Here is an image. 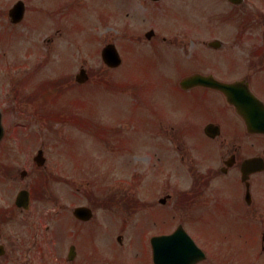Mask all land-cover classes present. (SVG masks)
Wrapping results in <instances>:
<instances>
[{
    "label": "rangeland",
    "instance_id": "obj_1",
    "mask_svg": "<svg viewBox=\"0 0 264 264\" xmlns=\"http://www.w3.org/2000/svg\"><path fill=\"white\" fill-rule=\"evenodd\" d=\"M15 1L0 0V107L8 110L6 107L8 106L9 92L24 77V73L28 68L31 70L29 77L34 76L32 84H28L30 87L41 83L38 78H45L42 69L45 70V75H57L58 80L65 81L66 85H68V75L71 77V82L76 85L74 75L78 73L80 67H84L90 77L89 82L86 84L88 87L86 85H84L85 87L76 85L78 87L77 93L74 91L76 88H74L67 93L62 92L55 99L56 102L54 101L55 103L50 108L59 117L51 122V129L47 127L49 122L45 118L39 120V122L36 121L33 128H31L37 132H29L27 130L29 122L26 118H24V122L19 123L17 121L21 120L22 117L16 121L12 115L8 116L7 114L8 125H11L9 135L16 141L18 150L27 152L29 149L38 146L40 139L44 141V148L49 152L48 169L54 173L62 174L64 179L54 186L53 194L61 198L64 203H62L64 210L68 215H70L73 205H86L92 199L95 201L97 212H103L104 208H107L108 211H113V216L118 218L117 210H121V203L105 204L103 200H98L100 198L96 199L95 195H104L105 191L107 193V191L117 189L118 191H126L128 197L132 195L140 199L146 193H149L146 190L151 177L146 175L152 174V167L147 159L138 165L136 164L142 161L144 155L148 152V143L161 141L159 138L160 133L157 131L158 121L155 125L153 124L155 119L159 117L161 120L162 117H174L176 115L172 111L171 101H176L180 93L175 87H172L167 77L174 75L173 69L175 68L185 70L190 66L188 63L191 62L192 52H201L198 41L205 33L206 28L209 33L206 34L207 36L203 38V41H209L212 39L211 36H217L226 45H229L228 41H231V37L238 31L241 20L246 18L258 20V18L264 17V0H245L243 4L235 8V11L232 10L231 5L225 3L223 5L220 0H175L177 4L184 7L185 16L180 20L162 15L153 19L140 16V12H144V10L138 7V4H142V1L146 2L147 0H123L125 6L119 5L121 0H26L27 7H35L36 10L35 16H27V20L34 22L31 28L37 31L41 23H44L43 27H45L43 28L45 30L44 34L40 31L41 35L37 32L32 35L28 30L30 25L27 22H23L21 26L17 27V32L11 30L7 11ZM62 2L65 6L61 5ZM172 2L173 0H161L158 5L166 3L169 7ZM126 4L128 5L127 11H125ZM66 6L69 7L68 10ZM155 6L157 7V5ZM151 10L155 15L159 14L158 9L152 8ZM58 12H64L61 22L57 17L60 14ZM232 12L237 15L234 19H231L230 16ZM50 14L57 21L55 25H52L53 20H47L46 22V17ZM202 21H205L206 26ZM52 29L59 32V37H57L59 40L55 41V37H52L54 43L50 49L55 46L57 48L47 50L43 62L40 48L35 50L31 47L30 50L35 52L30 53L28 48L35 41H38L41 49H48L45 41L50 38V35H53ZM149 29H154L157 34L158 32L162 33L161 31L175 30V35L180 40L179 43L185 41L184 46L186 47L189 46V41L182 36V31L186 33V30H188L189 35L186 34L192 42L188 54H182L177 49L173 50L172 48L177 47V43L170 44L168 49L162 47H157L154 50L141 48L143 46L148 47L144 39V33ZM30 30L34 33L32 29ZM11 34H14V36H11ZM128 39L126 45L125 42ZM134 41L140 45L139 48ZM110 42L118 44L117 49L123 58V63L118 70L107 69L100 58L101 47ZM202 50L204 51V49ZM37 54H39V57ZM47 63L49 64L46 65ZM19 109L22 112L26 111L25 107ZM61 111L67 115L72 114L75 118L74 122L79 128L72 124L67 125L70 120L66 119L67 116L64 117ZM94 128H97V132L101 131V134H98L99 136L94 134ZM53 134L54 136H52ZM101 135L102 137H100ZM190 137L184 135L182 142L185 145H187L186 143L191 145L192 140ZM195 137L203 150L210 149V143L205 141L200 133L196 134ZM5 140L10 144H14L10 138ZM8 149V145L3 142L0 148V161L1 167L4 169L9 166L8 159L5 157ZM193 154L196 156L197 166L202 170L205 169L206 164L214 165L215 163L201 159L195 151H193ZM116 157H119L118 160ZM152 162L158 163L155 158ZM167 164L165 160L162 162L165 167H167ZM175 164L173 173L177 175L176 177L181 181V185L173 181L171 183L172 187L167 191H177L175 189L181 188L184 190L189 187V182L185 180L182 171L183 165L178 160ZM136 166L137 170L135 171ZM121 174H134L133 177L143 174L145 177L140 184L131 186L126 185L123 180L126 176ZM163 178L157 176V180L162 181ZM161 181L159 183H162ZM60 186L63 187V193ZM7 188L0 186V207L11 204L6 193H13L14 190L10 191ZM161 188L162 186L153 189L151 197L154 198L156 195L160 197L163 193ZM143 189L144 192L140 193ZM150 189L152 188L150 187ZM116 193V195H119L118 192ZM72 194H74V198ZM7 195L12 197L11 193H7ZM107 205L116 207L110 209ZM206 206L194 207L199 210ZM49 208V204H43L33 216L38 227L44 230V237L47 240H52L43 246L42 258H35L34 261H31L26 255L12 256L13 263L56 264L52 258L57 260L59 258L58 254H54L51 258V255L57 251L53 249L55 219L51 216L50 220L44 218V213ZM194 210L196 209L184 213L183 218L189 221L191 218L188 215H191ZM140 213L136 215L137 218H139ZM162 213L163 210L161 209L158 212V217H161ZM63 215L66 214L63 213ZM146 218L149 220L150 216H144V219ZM64 219L69 225L66 232L62 224L56 229V235L59 238L65 237V233L69 235L70 232H73L74 219L69 217L68 220L67 216ZM207 221L202 228L204 241L206 244H215L218 237L217 232L221 233L222 230L217 231L216 226L211 224L214 221L211 222L209 217H207ZM94 222L97 225L92 223L89 226L99 227L103 230L93 228L89 232L90 236L98 241L97 247L86 244V247L83 248L85 250L87 248L91 249L92 255L97 248V256L103 254L110 259L114 257L117 264H120L122 259H124V264H153L149 236L152 232L155 234L161 233L160 231H164L169 227L166 222L162 221L155 226L141 224L137 227L135 224L136 219H132L129 230L126 227L121 233L123 235L122 245L124 251H120L121 254H116L117 252L112 246V244L117 246L114 243L118 235L115 232L112 233L115 229L114 221L110 225L112 228L107 231L104 220ZM46 225L49 228L48 231L44 229ZM133 228L136 229L132 232V235L130 230H133ZM79 230L82 231L83 229L80 227ZM9 231L25 237L23 235L24 229L16 224H11ZM78 238L79 240L82 239L79 234L77 241ZM75 240L70 234L66 238V243L70 244ZM57 242L59 245L60 242L58 240ZM117 247L119 248V246ZM60 249L62 250V247ZM35 254L36 251L31 256ZM105 256L103 259H105ZM58 264H61V262H58Z\"/></svg>",
    "mask_w": 264,
    "mask_h": 264
},
{
    "label": "flooded vegetation",
    "instance_id": "obj_2",
    "mask_svg": "<svg viewBox=\"0 0 264 264\" xmlns=\"http://www.w3.org/2000/svg\"><path fill=\"white\" fill-rule=\"evenodd\" d=\"M160 1L150 2L151 4L149 1H142V4H138V7L144 10V12H140V16L153 19L162 15L176 20H180L185 16L184 7L177 4L175 0L169 7L166 3L158 5ZM220 1L223 5L224 3L231 5L232 10L235 11V8L243 4L245 0H241L237 4L231 3L229 0ZM127 7L126 4L125 11H127ZM152 8L158 9L159 14L155 15L151 10ZM25 10V19L29 13L36 12V10L30 11L29 8ZM61 14L62 12L59 16ZM51 16V14L48 15L46 20ZM230 16L231 19H234L237 15L232 12ZM195 20L197 21V19ZM22 22L23 20L18 24L11 25V27L19 26ZM202 23H205V21H202ZM152 30L150 34L148 32L151 30L145 31L144 39L148 47L143 46L141 48L154 50L157 47H162L168 49L170 44L177 43V47L172 49L180 50L182 54H185L192 44L191 39L188 37V30H186L188 35L182 31V36L189 41L188 47L184 46L185 41L179 43L180 40L175 35V30L161 31L162 33L158 32V34L154 29ZM58 33L56 32V34ZM207 33L209 32L206 28L205 33L198 41L201 52L194 51L193 61L188 63L190 66L185 70L175 68L173 69L174 75L167 77L172 87H175L180 93L176 101H171L172 111L176 115L174 117H162L161 120L159 117L155 119L153 124L155 125L158 121L157 131L160 133L159 138L161 141L148 143L150 148L144 155L143 160L138 163L143 162L147 155L151 160L155 158L158 161V163L152 162V174L146 176L152 177L151 182L154 183L153 186L157 189L162 186L163 193L160 197L156 195L154 198L149 196L145 200L131 201L126 196L127 194L123 191L119 192L118 200L121 203V210L118 213L119 224L123 226L139 211L148 208L150 212H147L145 216H150V218L149 220L148 218L144 219L143 216L141 224L151 222L155 225L160 221L166 222L169 229L163 234L172 233L177 227L186 230L191 229L194 232L189 234L195 240L197 239L195 236H202V228L208 222L207 217H209L211 222L214 221L217 231L222 230V232H217L218 237L215 249H213L214 252L206 253L204 260L196 264H264V135L257 140L255 138L256 134L249 132L245 121L234 107L227 103L221 92L198 85L186 88L180 86L183 80L195 75L211 77L223 83L242 82L256 98L264 103V17L258 18V20L249 18L241 20L238 31L231 37V41H228L229 45H226L217 36H211V40L203 41ZM42 34L44 33L42 32ZM128 41L129 39L125 42L126 45ZM45 43L50 49L54 41L50 37L46 39ZM134 43L137 44L136 41ZM36 44H38V41L32 46L33 49L41 48ZM136 46L140 47L138 44ZM43 102L44 100L36 94L30 95L26 102L21 98H15L12 105L18 109H12L10 113L38 117L41 110H37L35 107L41 106ZM23 105H27L25 112L19 109ZM211 125L216 127L215 131L211 132L214 135L213 137L205 134L206 127ZM198 133L203 136L202 138L205 141L210 143L209 150H203L198 144L195 137ZM184 135L191 136V145L189 143L185 145L182 142ZM193 151L197 156L215 162L213 170L205 171L202 173L203 175L198 173L196 165H193V163H196V156ZM38 152L39 150H36V153ZM20 154L22 156L15 158V161L26 164L24 166L26 169L23 167H20V169L10 168L7 170V178L10 183H13L17 192L28 191L30 208L28 211L21 208L0 209V253H4L0 255V264H15L12 262V256L26 255L31 259L32 251H36L38 254L44 252L41 247H37V238L31 239L26 236V233L29 234L28 224L24 221H15L17 218L16 213L21 216L30 213L35 204L42 202L45 198L52 202L55 201V198L48 192L47 182L40 181L38 178L40 168L33 160L30 161L29 159H34L33 148L27 152L20 150ZM164 160L168 163L167 167L162 165ZM176 160L183 165L184 177L190 176L193 179L192 186L194 188L167 191L171 188L170 177L177 176L173 173ZM253 161L256 164L249 165ZM21 171L27 173L24 178H21ZM157 176L164 178L162 181L157 180ZM160 181L162 183H159ZM205 187L208 190L205 191V196H203ZM112 197H114V201L117 200L116 196L113 195ZM162 198L166 199L163 200ZM200 198L203 199V203H209L210 206L207 205L199 210L194 207V203ZM114 201L111 200L110 204L116 203ZM79 205H87L86 207L92 209L95 217L96 212L92 199L86 205L76 204L75 207ZM140 205H143L144 209ZM128 206L129 208H127ZM161 209L163 210L162 216L158 217V212ZM191 209L196 210L188 215L191 219L187 221L183 218L184 213H188ZM62 211V206L58 205L57 214ZM105 211L104 217H110L112 220L113 213L108 209ZM155 213H157L156 216ZM111 220H107V223L109 224ZM88 223L90 221L76 220V226ZM11 224L23 228L25 237H18L19 234L9 231ZM31 241H33L32 247L30 245ZM62 243V250L60 249L62 255L59 257V262L64 264L62 252L67 245ZM79 252L81 250L77 249V257L80 256ZM88 263L90 264V262ZM68 264H71V262H68Z\"/></svg>",
    "mask_w": 264,
    "mask_h": 264
},
{
    "label": "water",
    "instance_id": "obj_3",
    "mask_svg": "<svg viewBox=\"0 0 264 264\" xmlns=\"http://www.w3.org/2000/svg\"><path fill=\"white\" fill-rule=\"evenodd\" d=\"M22 10H23L22 3L19 2L10 11L9 15L12 18L13 22H17L21 19ZM102 58H103V61L110 67H116L120 64L119 56H118L114 46H112V45L106 46L103 49ZM85 79H86V76H85L84 72L82 71L77 76V81L83 82ZM193 81H195L197 83H200V81L204 82V80H202V79L200 80L197 77H195V79H193ZM208 85L223 91L228 96V100L231 103L235 104L236 107L239 108V110L241 111V115H243L247 121L252 120V121L256 122L257 130H260V131L264 130V126H263L264 117H261L262 114L260 116L257 115V112H259V111H257V109H262L261 104L259 102H257L253 98H252V100H249L247 98V101H242V100H238L237 98H234L235 97L234 93L238 92L237 86L223 85V84L216 83V82H209ZM241 87L244 88L243 86H241ZM244 92H245V94H247L246 91H244ZM249 96H250V93H249ZM248 104H249V106H248ZM253 105H256L255 113L251 112V111H250V113L247 112L246 109H248V108H251L252 110L254 109ZM260 120H262V122H260ZM0 136H1V128H0ZM83 211H84L83 209H77L75 211V214L77 216H80L83 213ZM87 213H88V211H87ZM85 219H87V217H85ZM173 237L174 236L154 239L152 242L154 249L159 250L163 245L168 244L170 239ZM155 260L161 261L162 263H165V264H171L173 262L172 259L167 254L157 255V256H155ZM185 262H187L186 259L181 257V259H179L176 263L182 264Z\"/></svg>",
    "mask_w": 264,
    "mask_h": 264
}]
</instances>
